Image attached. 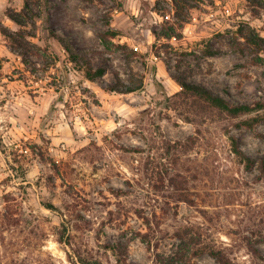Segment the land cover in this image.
I'll list each match as a JSON object with an SVG mask.
<instances>
[{"label":"rangeland","instance_id":"rangeland-1","mask_svg":"<svg viewBox=\"0 0 264 264\" xmlns=\"http://www.w3.org/2000/svg\"><path fill=\"white\" fill-rule=\"evenodd\" d=\"M25 1L0 0V21L11 31L19 26L8 12ZM184 7L49 0L23 41L57 50L51 69L32 53L24 61L26 47L16 49L0 30V264H75L80 256L123 264L120 251L128 262L156 264L158 253L178 249L181 234L199 251L264 264V177L239 159L230 138L264 158V119L241 123L264 115V105L241 117H201L166 97L187 79L236 103H264V47L240 33L264 36V0ZM172 22L182 37L158 39ZM50 28L96 65L106 62L104 77L91 81L68 63ZM109 29L119 33L104 44ZM141 80L135 91L112 90ZM183 250L175 264H220L207 251Z\"/></svg>","mask_w":264,"mask_h":264},{"label":"trees","instance_id":"trees-1","mask_svg":"<svg viewBox=\"0 0 264 264\" xmlns=\"http://www.w3.org/2000/svg\"><path fill=\"white\" fill-rule=\"evenodd\" d=\"M174 4L176 6V9L179 11L181 9H184L185 7V1L187 0H173ZM39 5L36 4L34 0H26L25 5L21 10H12L8 12V15L11 19H13L19 26V28L15 31H11L7 26H5L0 21V30L2 33L8 37V39L11 41L12 45L16 49H20L21 47H26V50L22 53L24 55V61L30 60V57L27 55L28 53H32L39 57L40 59L44 60L46 62V65H48L49 69L53 68L54 66H57L59 60H61V56L58 54V51L55 50L52 46L47 44L46 46L40 45L37 41H33L30 38L27 39V43L23 41V39H26V35L24 32H26L28 27L37 28L38 19L43 15L45 8L48 7L49 0H38ZM38 5V6H36ZM176 22H172V24H169L167 26H164L166 29L165 32H156L157 38L160 39L161 37H182V33L179 31V28L176 27ZM180 27H183V23L180 24ZM119 32L117 30H107L101 34L102 40L104 41V44L107 43L109 36H116ZM240 33L242 36L246 39L247 43L250 45H254L257 47H264V36H262L260 33L255 31H245L243 28H241ZM50 34L58 40L63 48L67 52V62L73 63V67L80 72L83 73V75L91 80V81H97L104 77L108 70V66L106 62H103L102 64L96 65L93 61V57L88 55L87 53L81 52L73 47V45L66 40L60 33H58L56 30L50 28ZM31 37H36L37 33L34 32L30 34ZM54 64V66L52 65ZM67 65V64H66ZM157 64H153V71H154V81L156 83H160L157 78ZM62 80L64 83L62 85H65V76L64 72ZM69 71L67 70L66 76H69ZM182 89L178 91L175 94L168 95L166 94L167 99L173 103L174 105V98H178L177 100H183V102L192 108V112L198 115H201V117L206 116L208 113L213 112H219V113H225L230 117H241L246 114H249L255 110H257L260 106H263L264 103L257 102L256 104L251 103H236L231 100H229L224 95L215 92L214 90L210 89L209 87L202 85L195 81H189L187 79H178ZM144 80H141V83L139 85H132L129 83H122V85H116L113 86L112 90H118L120 92H132L137 89H140L143 86ZM261 119H264V115L259 114L257 116H253L250 118L244 119L241 123H244L250 127H253L258 121ZM200 131H202L200 129ZM231 143H232V150L234 153L239 157V159L244 162L248 169L254 168L256 165L261 171V175L264 177V158H261L259 161L253 158L251 155L246 153L243 148L240 145V142L238 138L235 135L230 134ZM195 138H193L194 140ZM172 145H174V142H170ZM182 243L179 245L178 249L174 251L172 254L165 256L160 253L157 254L156 257V264H175L179 259L180 255H185L186 251L183 250V246L187 245V255L191 252V254H198L204 251H207L211 253L213 256L217 258V260L220 262V264H237L234 262L231 257L224 252L223 250L216 249V248H210V250H206L207 248H203L202 251H199V248H192L190 243L187 241V235L181 234ZM196 246V244H194ZM114 249H117V245L113 246ZM193 249V250H192ZM119 255V259L122 260L123 264H134L131 262H128V259L123 256L125 255V252L120 251V253H117ZM80 260H74L75 264H102L101 260L97 258L93 259H87L82 258L80 256ZM123 257V258H122Z\"/></svg>","mask_w":264,"mask_h":264}]
</instances>
